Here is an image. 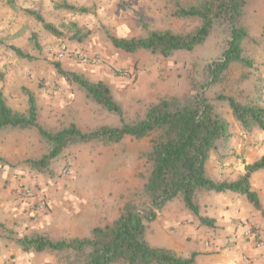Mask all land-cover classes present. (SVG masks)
<instances>
[{"label": "rangeland", "instance_id": "374dc122", "mask_svg": "<svg viewBox=\"0 0 264 264\" xmlns=\"http://www.w3.org/2000/svg\"><path fill=\"white\" fill-rule=\"evenodd\" d=\"M198 1L152 0L148 4L141 5L140 20L147 23V30L140 25L125 38L143 37L148 30L165 28L176 32L191 31L199 24V20L174 17L172 12L176 3L182 5ZM119 5L122 10L130 8L127 0H119ZM245 11L244 25L249 37L243 41V49L244 54L251 59L252 66L236 63L230 67V72L236 76L233 88L237 89L240 85L246 84L241 74L251 73L250 81L253 86L252 92L255 93L254 99L262 100L264 97L260 91L264 86V80L262 81L256 69L264 64V0H248ZM105 18H107L106 15ZM56 27L66 36L56 37L35 20L33 22L26 20V29L30 31V35L35 34L36 38L33 41L39 43V50L33 48L32 37L28 40L16 37V39L7 41L4 39V42H0V70L3 73L0 78V90L8 105L15 110L25 111L27 96L24 89L33 92L39 108L38 120L41 125L51 131L70 123L76 124L85 131L103 125L119 124L115 113L88 98L77 84L62 78L56 72L53 62L57 61L62 68L82 73L93 81L95 79L89 76L92 72L90 69L108 67L110 70L112 65L122 67L124 73L120 76L126 77L128 83L112 84L110 89L113 98L121 106L125 119L130 121L141 118L147 106L157 101L163 96L162 94L180 96L190 93L191 81L201 78L204 66L220 56L227 38L225 27L215 25L210 36L201 45L193 50L174 51L172 53L174 58H164L144 49L136 53L116 49L107 37L108 33L116 35V27L108 23L89 26L88 34H99L106 52L118 51L115 56L121 59L109 64L111 55L107 58V53L100 52L99 55L104 62L99 66L87 67L83 72V69L68 67L56 58L57 43L61 41L75 45L77 41L68 38L71 35L70 30L61 25ZM3 37L0 33V40ZM9 42L24 48L33 58L17 56L15 52L7 48ZM122 58L128 60L129 62L126 61V63L130 65L117 62L123 61ZM131 60L135 61V64L139 61L140 65L135 66ZM170 60H177L178 65L171 71L161 68L162 63V66H166ZM242 69H244L243 73ZM138 78L147 80H138ZM249 83L248 81L246 86L251 85ZM211 90L208 94L212 97L218 93ZM0 135V148L12 159L9 163L5 158L0 157L10 166V178L14 180L15 185L22 182L32 187L33 191L30 197H24L16 192L15 194L19 195L21 198L19 201L25 203L31 210L29 220L35 226L23 228L16 223L14 227L20 226L22 229L11 230L9 233L11 237L34 233H41L54 239L85 237L90 235L93 227L116 218L119 209L125 203L132 202L140 206L147 204L146 198L141 193L144 182L142 175H146L149 169L144 153L149 149L153 135L142 139L124 136L120 142L108 145L97 141L71 144L50 162L48 168L42 171L33 167L31 162L47 153L49 145L39 137L35 128L8 129L2 131ZM68 161L71 164L68 172L64 174L62 169ZM173 201L176 204H184L180 197H176ZM185 222L188 221L185 220ZM149 225L155 227L156 222L151 221ZM158 234L160 233H149V242L158 246L168 245V240ZM1 247L2 245L0 249ZM38 255L52 264L62 262L60 255L55 252L46 251Z\"/></svg>", "mask_w": 264, "mask_h": 264}, {"label": "trees", "instance_id": "16d2710c", "mask_svg": "<svg viewBox=\"0 0 264 264\" xmlns=\"http://www.w3.org/2000/svg\"><path fill=\"white\" fill-rule=\"evenodd\" d=\"M15 0H7L15 6ZM248 0H199L191 4L174 5L172 15L180 18H197L199 24L191 31L176 32L172 29L148 30L143 37H117L107 34L114 48L127 53L144 49L163 57L177 50H193L201 45L212 33L215 25L225 27L227 38L220 56L203 68V76L191 81V92L185 95H163L150 103L143 116L126 120L121 106L113 98L107 83L91 80L82 73L62 68L53 62L56 72L67 82L82 88L88 98L118 116L116 126H99L85 131L76 124L48 130L38 120V104L33 92L24 89L27 107L21 112L10 107L0 90V133L8 129L35 128L39 137L48 143L49 150L42 157L31 162L42 171L69 145L97 141L103 145L120 142L124 136L142 139L152 136L149 149L144 153L149 169L141 193L147 204L140 206L127 202L116 218L91 229L85 237L54 239L41 233L19 236L15 242L23 251L35 253L55 252L60 255V264H198L196 253L188 256L176 251L153 246L147 240L149 223L165 204L180 197L184 206L191 211L201 224L211 225V220L199 216L196 191L200 189L241 193L259 208L260 202L249 182L251 173L264 169V156L245 166V173L235 181L215 182L205 174V162L210 151L217 148L229 150V124L218 110L215 101L226 102L234 118L247 131L264 129V104L254 97L242 93L228 95L217 93L207 97V91L222 83L233 64L252 66L251 59L244 54L243 41L249 37L244 19ZM74 11L88 12L86 7L64 5ZM26 15L40 23L56 37L66 36L62 30L44 21L35 10L25 9ZM70 30L68 37L79 40L87 31L74 22L61 25ZM141 27L147 30L146 23ZM33 48L40 49L31 35ZM19 57L32 59L33 56L14 45L7 46ZM3 73L0 70V78ZM1 161V158H0Z\"/></svg>", "mask_w": 264, "mask_h": 264}, {"label": "crops", "instance_id": "0c3cea01", "mask_svg": "<svg viewBox=\"0 0 264 264\" xmlns=\"http://www.w3.org/2000/svg\"><path fill=\"white\" fill-rule=\"evenodd\" d=\"M151 1L127 0L130 8L122 10L119 0H15V6L8 4L7 0H0V33L4 36L0 42L4 39L6 41L8 39H16V37L28 40L31 37L30 31L26 29V20H32L33 22L34 19L26 15L24 10L32 9L37 11L45 22L55 26L74 22L82 29L87 28L84 29L87 31V38H81L82 40L84 39L82 42L77 40L75 45L68 43L70 49L83 48L81 50L87 54L99 55L101 54L100 52L105 54L107 52L99 34H88L89 26L94 27L108 23V25L116 27V35L114 36L126 37L129 33L135 31L138 26L142 25L141 15H139L140 6ZM64 5L86 7L88 12L80 13L67 9ZM105 15L107 18H105ZM143 23L145 22L143 21ZM9 44L24 50V48L12 42H9ZM117 53L118 51L115 50L107 53V58L108 55H111L109 64L121 59L116 58L115 54ZM171 57L174 58L173 55L164 58ZM122 59L124 60L117 62L130 65V63H126V61L129 62L128 60ZM61 61L68 67L83 69V72L86 71L87 67H91L69 58H63ZM257 61L261 62V60ZM132 63L135 66L137 64L140 65L139 61L136 64L135 61H132ZM162 65L161 68L171 71L172 68L178 65V61L170 60L168 65ZM108 69V67H95L94 70L90 69L92 72L89 76L95 80L108 83L110 88L113 86L112 84L127 82L126 77L113 74ZM242 70L243 73L244 69ZM256 71H258L263 81L264 64ZM241 76L247 85L248 81L251 84V73L241 74ZM139 79L147 80L144 78ZM234 80H236V76L232 75L229 69L224 81L216 84L210 90L228 95L242 93L248 97H254L255 93L251 89L253 87L252 84L249 86L243 84L234 89ZM210 90L207 91L208 98H212L208 94ZM260 93L264 97V86H262ZM258 101L264 104V98ZM215 104L229 124L230 138L228 144L230 148L225 151V149L219 147L210 151L204 166L205 174L215 182L235 181L245 173L247 164L253 163L264 156V129L245 130L234 118L232 110L226 102L215 101ZM0 157L5 158L9 163L12 162L10 155L6 151L3 153L1 148ZM9 169V164L1 159L0 246L2 245V247L0 249V264H3L6 258H10L13 264H52L46 258L38 255L39 253L23 251L15 242V239L19 236L11 237L9 234L11 230L22 229L20 226L18 228L14 227L16 223H19L23 228L25 226H35L29 220L31 210L28 209L25 203H21L19 201L21 198L15 194V182L10 178ZM249 182L260 202L259 208L254 207L245 195L235 191L225 190L217 192L200 189L195 194L196 202L199 206L198 214L210 219L211 225L201 224L198 218L184 204L174 203V198L167 202L163 209L157 213L156 218L153 220L154 223L156 222L155 227L149 225L147 232L148 242L149 233L159 232L169 243L168 245H161L162 247L170 248L184 256L195 252V261L198 264H264V249L255 246L253 238L244 235V229L247 225H253L257 228L264 226V169L251 173ZM185 220L188 222H185ZM177 227L179 228L177 229ZM206 240L210 242L209 246H205L204 242Z\"/></svg>", "mask_w": 264, "mask_h": 264}, {"label": "built area", "instance_id": "2783aa9c", "mask_svg": "<svg viewBox=\"0 0 264 264\" xmlns=\"http://www.w3.org/2000/svg\"><path fill=\"white\" fill-rule=\"evenodd\" d=\"M55 54L56 58L59 60L63 58H69L71 60H77L82 64L91 67L99 66L104 62L103 58L98 54H87L81 49H70L68 43L61 41L57 43L55 47ZM110 70L116 75H122L124 73V69L116 65H112ZM70 164L71 163L68 161V163L62 169V173L65 174L68 172ZM14 189L17 194L24 197H30L33 194L32 187L22 182H18ZM244 235L253 238L255 246L264 249V226L257 228L253 225H247V227L244 229ZM204 244L205 246H209L210 242L206 240ZM3 264H13V261L10 258H6L4 259Z\"/></svg>", "mask_w": 264, "mask_h": 264}]
</instances>
